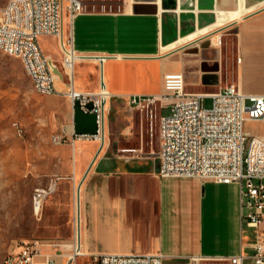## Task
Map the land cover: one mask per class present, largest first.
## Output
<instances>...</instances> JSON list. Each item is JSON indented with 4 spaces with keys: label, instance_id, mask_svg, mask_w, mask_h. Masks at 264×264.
Here are the masks:
<instances>
[{
    "label": "crops",
    "instance_id": "crops-1",
    "mask_svg": "<svg viewBox=\"0 0 264 264\" xmlns=\"http://www.w3.org/2000/svg\"><path fill=\"white\" fill-rule=\"evenodd\" d=\"M240 2L248 11L240 18L217 25L206 35L216 44L217 35L234 31L231 33L233 58L223 50L212 48L213 44L204 45V51L195 53L200 54L201 70H195L196 74L188 68V61L179 56L180 47L169 52L162 50L165 45H162L160 11L134 13L127 11L128 3L120 13H82L72 27L66 26L73 31L75 49L86 56L75 63L79 66L78 80L75 69L72 74L62 73L53 60L52 67L62 76L57 85L62 93L58 94L67 97L73 108L63 130L74 146V179L82 180L81 242L90 257L102 253L162 254L164 264H178L177 261L191 258L218 259L240 253L251 259L256 228L242 218L239 185L160 176L158 161L145 148V133L150 131V126L154 129L159 115L150 118L144 109L127 112L129 107L120 98L151 85L155 80L151 71L155 67L160 68L161 91L166 73L188 72V87H199L188 91L215 92L235 84L246 94H264V0H215L216 13L219 7L235 8ZM53 39L60 51L57 39ZM210 48L216 52L208 53ZM185 53L189 52L185 50ZM101 55L108 56L102 65L97 58ZM64 73L69 82L72 80L74 87L83 92L99 91L103 77L114 95L109 104L114 106L116 123H120L119 133L127 135L128 140L138 139L139 146L119 148L109 155L106 146L101 148L97 140L77 137L74 106L66 94L69 82ZM116 96L123 102H115ZM111 123L107 113V131ZM245 131L249 137L264 135V119L247 120ZM57 260L64 261L59 256Z\"/></svg>",
    "mask_w": 264,
    "mask_h": 264
},
{
    "label": "built area",
    "instance_id": "built-area-1",
    "mask_svg": "<svg viewBox=\"0 0 264 264\" xmlns=\"http://www.w3.org/2000/svg\"><path fill=\"white\" fill-rule=\"evenodd\" d=\"M87 0H8L0 6V50L24 59L38 77L36 91L58 94L62 91L57 81L61 74L52 67L40 39H57L66 62L86 56L74 46L73 26L76 17L87 10ZM105 4V3H104ZM117 13V12H113ZM223 35L214 39L221 45ZM213 43V41L211 40ZM82 55V56H77ZM79 57V58H78ZM100 64L107 55L97 56ZM66 94L74 105L80 101L82 109L96 114V134H76L85 140H98L101 148L107 133L109 101L114 95L101 78L97 92H83L68 83ZM106 90L104 95L102 91ZM212 98L206 107L204 100ZM132 109L147 110L150 118L157 116L156 103L161 109H170L159 115L158 174L162 177L199 178L202 181L237 183L240 190L241 215L256 228L252 242L251 264H264V135L251 137L245 131L247 120L264 119V94H246L235 84H228L215 92L188 91L182 72L166 73L160 93H131L121 95ZM92 102V108L88 104ZM62 136H55L61 142ZM47 195L48 190H39ZM44 195V196H45ZM74 237L71 242L32 237L18 242V250L9 253L6 264H74L87 254L81 242V208L75 209ZM66 249V250H65ZM57 256L64 259L59 263ZM248 256L218 258L228 264H244ZM95 264H164L162 254L126 255L91 254ZM200 258H191L197 260Z\"/></svg>",
    "mask_w": 264,
    "mask_h": 264
},
{
    "label": "rangeland",
    "instance_id": "rangeland-1",
    "mask_svg": "<svg viewBox=\"0 0 264 264\" xmlns=\"http://www.w3.org/2000/svg\"><path fill=\"white\" fill-rule=\"evenodd\" d=\"M7 1L0 0V6ZM87 1L88 11L120 13L133 0ZM130 10L132 11L129 5L127 11ZM216 26L210 32L214 31ZM233 32L227 31L223 35L221 45L213 44L209 39L202 41L201 38L180 47L178 54L188 61L187 66L194 73L195 70H200V54L185 53V50L198 48L202 52L205 50L203 45L213 44L212 48L223 50L233 58ZM41 44L62 73L66 71L72 74V70L64 66V56L58 50L53 37H43ZM215 52L216 49L208 50L210 54ZM74 69L78 80L79 66L75 64ZM151 72L155 77L154 82L132 93L161 92L160 68L155 67ZM64 75L65 80L69 82V77L65 73ZM184 76L187 80L188 72H184ZM56 81L57 85H60L59 81ZM198 88L196 85L188 87L186 84V90ZM114 101L123 102L117 96ZM212 101V98L206 97L205 106L210 107ZM112 108L114 106L110 102L108 114L112 123L104 140V147L109 150V155L119 148L130 149L140 144L138 139L128 140L127 135L119 133L120 123H116ZM72 110L71 102L63 94L38 93L21 59L0 50V264H4L9 253L18 250V242L23 239L42 237L63 239L67 242L73 240L76 195L78 189H82V180L79 177L74 179V146L63 130L69 123ZM133 111L130 107L127 109V112ZM169 112L170 109H161L160 102L156 103L157 115ZM150 128V131L145 133V148L150 150L153 159L158 161L159 117L155 118L154 129L151 126ZM55 136H62L61 142H55ZM98 143L101 144L99 141ZM44 189L49 193H43L37 208L36 196L40 194L39 190ZM252 261L246 259L244 264H250ZM177 263L228 264L220 259H186ZM74 264L95 263L86 254L78 257Z\"/></svg>",
    "mask_w": 264,
    "mask_h": 264
},
{
    "label": "water",
    "instance_id": "water-1",
    "mask_svg": "<svg viewBox=\"0 0 264 264\" xmlns=\"http://www.w3.org/2000/svg\"><path fill=\"white\" fill-rule=\"evenodd\" d=\"M158 0L137 1L133 4L134 13H158L163 11L161 16L162 23V44L176 40L181 34H187L198 27H204L213 23L216 14L215 0ZM182 12L179 14L178 10ZM198 9V14L194 10ZM189 53H198V48L188 49ZM92 102L88 108H92ZM74 128L77 134H96L98 132L97 118L95 113L86 112L82 109L80 101L74 102Z\"/></svg>",
    "mask_w": 264,
    "mask_h": 264
},
{
    "label": "bare ground",
    "instance_id": "bare-ground-1",
    "mask_svg": "<svg viewBox=\"0 0 264 264\" xmlns=\"http://www.w3.org/2000/svg\"><path fill=\"white\" fill-rule=\"evenodd\" d=\"M137 1H149V0H133V1L129 2V5H131L133 2L135 3ZM240 1H242V0H240ZM157 4L160 5V0H158ZM130 8H131V6H130ZM246 11H248V8H246L242 2H240V4L235 8L224 9V8L219 7L217 9V13H216V9L213 11L216 14V19L213 23H211L207 26H204V27H198L194 31L189 32L187 34H181L180 36H178V38L176 40L168 43V45L163 46L162 50L164 52H169L171 50H174L176 48L183 46L186 43H189V42L195 41L199 38H202L203 36L210 34L211 33L210 30H212L214 26L225 24L230 19L240 18ZM162 12L163 11L160 9L161 16H162ZM181 12H182V10L179 9L178 13L180 14ZM193 12L195 15L198 14V9H195ZM13 55L16 57H19L16 54H13ZM77 56H82V55H77ZM19 58L23 62V65H24L27 73L29 74V76L33 80V83L35 86L36 84H38V77H36L35 74L33 73V68H31L29 65H27V63L24 62V59L22 57H19ZM65 67L69 68L73 72V59L66 62ZM35 88H36V86H35ZM102 93H104V95H105L107 93V91L103 89ZM41 192H42V190H41ZM42 195H43V193H40L38 196H36L37 197V199H36L37 208L39 207V204L41 202V196ZM76 197H77L76 209L78 210L80 208V189H78ZM8 256L5 258L4 264H6V259L8 258Z\"/></svg>",
    "mask_w": 264,
    "mask_h": 264
},
{
    "label": "flooded vegetation",
    "instance_id": "flooded-vegetation-1",
    "mask_svg": "<svg viewBox=\"0 0 264 264\" xmlns=\"http://www.w3.org/2000/svg\"><path fill=\"white\" fill-rule=\"evenodd\" d=\"M203 40L202 41H204V40H206V39H210V36H205V37H203L202 38ZM204 46V45H203ZM205 47V46H204Z\"/></svg>",
    "mask_w": 264,
    "mask_h": 264
}]
</instances>
